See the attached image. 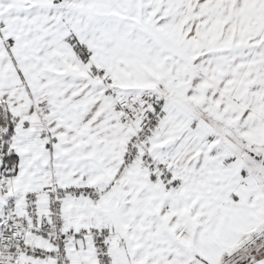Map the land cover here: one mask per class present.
<instances>
[{
    "label": "snow or ice",
    "instance_id": "6c2138e0",
    "mask_svg": "<svg viewBox=\"0 0 264 264\" xmlns=\"http://www.w3.org/2000/svg\"><path fill=\"white\" fill-rule=\"evenodd\" d=\"M0 264H264V0H0Z\"/></svg>",
    "mask_w": 264,
    "mask_h": 264
}]
</instances>
